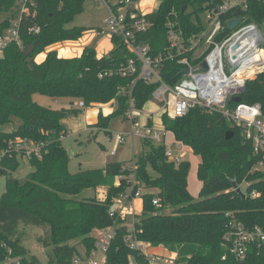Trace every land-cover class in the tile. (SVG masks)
Listing matches in <instances>:
<instances>
[{"label": "trees", "instance_id": "trees-1", "mask_svg": "<svg viewBox=\"0 0 264 264\" xmlns=\"http://www.w3.org/2000/svg\"><path fill=\"white\" fill-rule=\"evenodd\" d=\"M34 1V16L21 19L19 24L21 46L11 41L0 56V151L6 153L0 160L1 176H6L5 192L0 198V243L13 249L22 264H39L26 256L21 243L20 227L32 225L44 231L39 244L51 251L49 264H72L74 257L88 256L95 245L96 232L114 227L104 264H149L139 249L131 248L127 241L130 233L138 242L175 253L174 264H264V246L251 249L243 260H237L225 246L231 219L246 227L264 229V166L259 168L262 156L253 153L242 128L229 124L218 112L193 107L183 117L164 114L160 118L163 128L199 157L197 178L201 189L197 199L188 192L189 162L169 161L165 146L147 139L141 140L145 150L135 156L131 165L126 161L113 162L101 169L69 172V155L61 143L66 135L63 122L82 110L74 104L62 110L45 108L32 100L33 94L83 101L88 107L115 101V109L108 115L99 112L93 126L105 131L113 118H127L129 97L118 94L119 88L130 86L134 106L142 110L158 84L138 80L132 85V76L99 77L133 57L122 40L114 36V49L107 56L97 57L95 50L84 47L79 57L67 59L59 58L52 50L41 63H35V55L47 47L82 36L84 28L66 25L82 13L87 0ZM220 2L161 0L155 11L145 14L151 26L136 34L137 44L147 45L151 58L167 56V22L175 24L179 35L187 38L198 29L195 20L199 14ZM8 13L10 18L0 22V36L18 17V0H0V14ZM238 15L261 28L264 4L251 1L249 10ZM31 24L39 27L38 33L28 32ZM33 44L32 53L26 56L25 48ZM180 70L176 60L166 59L159 75L164 83L175 86L181 79ZM240 102L258 104L264 114V81L260 75L246 82ZM234 106L232 100L227 104L229 108ZM229 131L233 136L226 140ZM16 139L34 141L40 146L39 156H27L33 172L23 183L10 175L19 166L18 152L9 146ZM130 175L138 183L132 191ZM233 183L244 197L236 192ZM99 187L106 188L103 200L75 199L82 191ZM136 188L141 190L142 212L135 215L129 230L126 218L111 217L110 212L116 198L130 192L129 198L134 197ZM154 198L159 200L158 205H153Z\"/></svg>", "mask_w": 264, "mask_h": 264}, {"label": "built area", "instance_id": "built-area-1", "mask_svg": "<svg viewBox=\"0 0 264 264\" xmlns=\"http://www.w3.org/2000/svg\"><path fill=\"white\" fill-rule=\"evenodd\" d=\"M108 9V16L104 21L105 28L110 34L120 38L126 50L133 55L126 63L114 70L99 74L120 75L122 77L132 76L136 81L145 83H157L158 86L152 92L151 102L156 105V111L145 113V124L139 123L138 110L134 106L131 97V87L119 88L118 94H126L129 97V108L126 116L130 122V131L127 134H118L117 143L122 145L125 137H133L150 140L155 144L165 146V157L175 164L183 161V154L176 153L167 142L168 132L162 124L160 128L148 125L151 117L149 115L166 114L170 118L183 117L189 109L199 107L203 110L218 112L231 125L240 126L243 137L252 144L253 153L261 155L262 161L259 168L264 166V114L258 104L248 105L236 103L234 107H227L228 102L236 96L241 97L245 90L246 82L264 73V35L261 29L252 22H245L242 14L249 10L251 1L262 2L264 0H221V2L210 10L205 11L207 17L202 21L196 18L198 29L187 38L179 35L175 30V24L167 22V41L170 51L167 56L161 55L151 58L147 45H138L136 34L145 32L151 26L145 15H139L135 8L137 0H97ZM19 15L12 20L11 27L0 36V51L6 45L15 41L21 46L19 39V24L21 19L34 16V0H18ZM132 7V9H131ZM228 14L235 15L228 17ZM242 18L234 29H229V22L233 19ZM29 33H38L39 27L31 24L28 27ZM166 59L176 60L181 70L188 69V73L181 74V79L175 86L164 83L159 75L162 62ZM206 65V69L202 65ZM180 70V72H181ZM131 85V86H132ZM115 102V101H114ZM75 108L85 110L88 106L83 101L73 105ZM102 106V105H101ZM14 143L10 141L9 146L16 152H23L29 156L34 153L40 154V146L30 140H19ZM176 148L178 146H175ZM0 151V158L5 155ZM112 155L115 151L111 152ZM130 191L138 183L133 175L128 180ZM130 193L117 198L115 210L110 212L111 217L124 219L133 211L132 201L140 198L141 190L136 188L134 197ZM153 205H158L159 200L154 198ZM114 227L100 231V237L96 239L95 245L83 258L74 257L72 264H104L106 261V250L114 236ZM127 241L131 248L143 249L141 242L134 239L133 234H128ZM225 246L228 251L237 259L243 260L251 249L264 246V229L259 226L246 227L241 222L231 219L228 223L225 235ZM0 264H22L21 259L15 256L13 249L5 242L0 243Z\"/></svg>", "mask_w": 264, "mask_h": 264}, {"label": "rangeland", "instance_id": "rangeland-1", "mask_svg": "<svg viewBox=\"0 0 264 264\" xmlns=\"http://www.w3.org/2000/svg\"><path fill=\"white\" fill-rule=\"evenodd\" d=\"M112 1L117 2L118 0ZM160 2L161 0H137L135 2V8L137 13L143 16L155 11ZM108 13L109 12L106 6L101 5L97 0H87L83 5L82 13L75 16L72 22L66 25L67 28L75 26L84 28L85 31L83 32L82 36L76 41L60 42L47 47L43 52L35 55L34 62L41 63L45 59L47 52L52 50L57 52V56L59 58L67 59L80 55L84 47L95 50L97 57L107 54L111 44L114 47L110 34L107 32L104 25V21L107 18ZM10 16L11 14L9 13L5 15L0 14V22L5 18H10ZM198 17L204 21L207 17V14L205 12H201ZM260 29L264 35V23ZM31 46L32 45L29 47ZM1 52L2 51H0V56ZM32 100L45 108L56 110L69 108L72 104L78 102L76 100L70 101L67 98L54 99L37 93L32 95ZM100 107H102L100 104H91V106L87 107L85 110H82V112H80L77 116H73L63 122L66 135L61 138L62 146L67 152L71 149L80 147L82 148L77 154L69 157L68 170L71 174H76L85 170L101 169L107 164L113 162L126 161L129 165H131L135 156L145 150L143 142L141 141L142 139L139 138L126 136L124 144L120 145L117 143L116 136L118 134H127L130 131V122L123 116H117L113 118L110 121L108 129L105 130L107 132L93 127L97 122L98 113H104L107 111ZM154 108L155 106L151 102H147L145 104L144 108L142 109V113L139 114L138 119L139 123L141 122L140 124L146 123L147 119H145V113ZM149 117H151V125L157 128L161 127L162 123L160 122L159 113H157L156 116L154 114L149 115ZM4 129H9V126L5 127ZM16 141L17 139L15 142ZM181 149L183 150V148ZM112 151H115L114 155L111 154ZM183 154H185L183 158L189 162L190 166L187 177L188 192L194 199H197L201 189V182L197 178L199 157L193 155L187 149ZM16 156L19 166L16 171L10 173V175L13 178L18 179L20 183H23L26 181L28 175L33 172V168L30 165L26 155L19 154L18 152ZM3 157H1L0 160H3ZM131 176L132 175H130L129 178ZM5 186L6 176L3 175L0 177V198L5 192ZM244 188L245 187L242 185L243 190ZM105 190L106 188L104 187H99L95 190L86 189L77 195L75 199L96 197L98 200H103L105 198ZM100 195H103L104 198H100ZM135 199V214L130 215L131 213H129L125 217V225L129 230H131L133 227L135 215H139L142 212L141 199ZM116 200L117 198L115 199V203ZM115 209L116 208L114 206V210ZM20 231L22 240L21 243L27 251L26 256L29 258H34L37 262H39V264H49V254L51 251L44 249L39 244V238L44 234L43 229L32 225H24L20 227ZM95 235L96 238L100 237L99 232H96ZM142 248L143 249L139 251L144 254L143 251L146 247Z\"/></svg>", "mask_w": 264, "mask_h": 264}, {"label": "crops", "instance_id": "crops-1", "mask_svg": "<svg viewBox=\"0 0 264 264\" xmlns=\"http://www.w3.org/2000/svg\"><path fill=\"white\" fill-rule=\"evenodd\" d=\"M114 49L113 45L111 44V46L109 47V51L107 54L105 55H101L99 57H103V56H107L108 54H110V52ZM83 50V49H82ZM96 52V51H95ZM82 53V52H81ZM97 54V53H96ZM81 55V54H80ZM80 55H78L77 57H79ZM73 58V57H72ZM102 105V104H101ZM105 106V107H104ZM155 108L148 111L149 113H153L156 111V105H154ZM116 107V103L114 101L106 104V105H102V107L100 108H104L105 111L103 113V115H108L110 114ZM114 108V109H113ZM156 116V114H154ZM155 119V118H154ZM160 122H161V119H160ZM167 142L169 144H171V148L174 149L176 151V153H180L181 155L183 153L186 152V149L192 153L191 149L188 148V147H185L184 145H182L180 142H177L175 139H174V136L172 135V133L168 132V136H167ZM175 146H178L177 148ZM183 148V150L181 149ZM185 150V151H184ZM185 155V154H183ZM183 161H186L184 158H183ZM123 162V161H121ZM100 198H104L103 195H100ZM136 200V199H135ZM135 200L132 202L133 203V207H134V211L130 214H135ZM141 245H144L142 247H146L143 251L144 255L146 256V258L148 259L149 261V264H174V260L176 258V254L175 253H170L169 250L163 248V247H151L149 246L148 244L146 243H142L141 242ZM146 250V251H145ZM148 252V253H147ZM147 255H146V254Z\"/></svg>", "mask_w": 264, "mask_h": 264}, {"label": "water", "instance_id": "water-1", "mask_svg": "<svg viewBox=\"0 0 264 264\" xmlns=\"http://www.w3.org/2000/svg\"><path fill=\"white\" fill-rule=\"evenodd\" d=\"M131 9H132V7H131ZM185 9H186V7L184 6L183 9H182V11H184ZM241 21H242V18H238V19H233V20H231V21L229 22V29H230V30L234 29L235 26H236L238 23H240ZM34 47H35V46H34V44H33L31 47L26 48V49L24 50V54H25L26 56L30 55V54L32 53ZM202 67H203L204 69H206V65H205V64H203ZM180 73H181V74H186V73H188V69H183V70H181ZM260 76H261V78H262L263 81H264V73L261 74ZM231 100H232L233 102H235V103H239V102L241 101V97L236 96V97H233ZM232 136H233V132H230V131H229V132L226 133V135H225V139L228 140V139H230ZM81 149H82L81 147H80V148L71 149V150H69V151L67 152V154L69 155V157H70V156H74V155L77 154ZM1 174H2V172H1V170H0V177H1ZM233 188L236 190V192H237L241 197H244L243 193L240 191V189L238 188V186H237L235 183H233Z\"/></svg>", "mask_w": 264, "mask_h": 264}]
</instances>
